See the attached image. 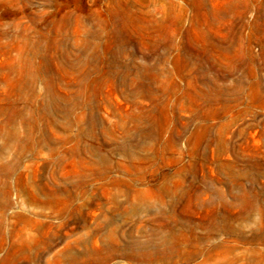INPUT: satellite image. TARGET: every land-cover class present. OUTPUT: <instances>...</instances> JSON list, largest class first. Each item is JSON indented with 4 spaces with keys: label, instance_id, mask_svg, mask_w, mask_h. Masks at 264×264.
Listing matches in <instances>:
<instances>
[{
    "label": "rangeland",
    "instance_id": "1",
    "mask_svg": "<svg viewBox=\"0 0 264 264\" xmlns=\"http://www.w3.org/2000/svg\"><path fill=\"white\" fill-rule=\"evenodd\" d=\"M0 31V264H264V0H0Z\"/></svg>",
    "mask_w": 264,
    "mask_h": 264
},
{
    "label": "bare ground",
    "instance_id": "2",
    "mask_svg": "<svg viewBox=\"0 0 264 264\" xmlns=\"http://www.w3.org/2000/svg\"><path fill=\"white\" fill-rule=\"evenodd\" d=\"M4 33H6V32H3V31H0V36L1 35H3ZM25 40V39H24ZM39 40V39H38ZM40 41H38V43H39ZM63 43V42H62ZM58 44V43H57ZM56 44V45H57ZM223 46V45H222ZM42 48V47H41ZM222 50H223V48H221ZM227 49V48H226ZM55 50V49H54ZM41 55V54H40ZM65 55V54H64ZM112 55V54H111ZM42 56H44V55H42ZM185 56V55H184ZM188 56H189V54H188ZM187 58H189V57H187ZM27 59V58H26ZM73 59V58H72ZM110 59H111V56H110ZM68 60V59H67ZM98 60V59H97ZM108 61H109V59H108ZM202 61V60H201ZM110 62V61H109ZM203 62V61H202ZM87 63V62H86ZM96 65V64H95ZM152 67V66H151ZM83 69V68H82ZM136 69V68H135ZM146 69V68H145ZM113 70V69H112ZM124 71V70H123ZM124 73V72H123ZM117 74V73H116ZM121 74V73H120ZM119 74V75H120ZM32 75V74H31ZM80 75L82 76L83 74H81L80 73ZM89 75V74H88ZM202 75V74H201ZM30 76V75H29ZM109 76V75H108ZM117 76V75H116ZM79 77V76H78ZM90 77V76H89ZM88 77V78H89ZM121 77H123V75L121 76ZM142 77V76H141ZM206 77V76H205ZM87 78V79H88ZM111 78V77H110ZM85 79V78H84ZM205 79V78H204ZM59 80V79H58ZM145 80V79H144ZM136 81V80H135ZM137 81H138V79H137ZM136 81V82H137ZM93 83V82H92ZM139 83V82H138ZM141 83V82H140ZM134 84V83H133ZM147 84V83H146ZM139 87V86H138ZM76 88V87H75ZM148 88V87H147ZM149 88H150V86H149ZM148 88V89H149ZM151 89V88H150ZM66 90V89H65ZM76 90V89H75ZM78 90V89H77ZM140 90V89H139ZM79 91V90H78ZM81 92V91H80ZM83 92V91H82ZM146 92V91H145ZM91 93V92H90ZM142 93V92H141ZM89 94V93H88ZM144 94H146V93H144ZM141 95V94H140ZM195 95V94H194ZM81 97H82V95H81ZM84 97V96H83ZM89 101V100H88ZM57 102V101H56ZM90 102V101H89ZM71 106V105H70ZM87 107V106H86ZM92 108V107H91ZM55 109H57V107L55 108ZM67 110V109H66ZM95 110H93V112H94ZM141 111V110H140ZM148 112V111H147ZM53 113H54V111H53ZM95 113V112H94ZM94 115V114H93ZM59 116V115H58ZM57 116V117H58ZM90 116H92V115H90ZM95 116H96V114H95ZM45 117H46V115H45ZM94 117V116H93ZM98 116H96V118H97ZM143 118H144V116H143ZM141 121H142V119H141ZM68 124V123H67ZM92 124H93V122H92ZM95 124V123H94ZM144 128V127H143ZM140 129H141V127H140ZM147 129V128H146ZM142 131V130H141ZM139 132V131H138ZM127 136V135H126ZM82 137H83V135H82ZM130 137V136H129ZM133 137V136H132ZM126 138H128V137H126ZM129 139H131V138H129ZM14 140V139H13ZM131 141V140H130ZM14 142V141H13ZM29 143V142H28ZM130 143V142H129ZM130 145V144H129ZM116 146V145H115ZM114 146V147H115ZM118 146V145H117ZM30 147V146H29ZM116 148V147H115ZM16 152V151H15ZM106 164H107V162H106ZM101 165V164H100ZM108 165V164H107ZM1 166V165H0ZM102 170V169H101ZM101 170H100V172H101ZM171 189H172V186H171ZM154 193V192H153ZM245 194H246V192H245ZM247 195V194H246ZM235 197V196H234ZM164 201V200H163ZM180 202V201H179ZM134 206H135V204H134ZM133 209V208H132ZM131 213V212H130ZM161 213V212H160ZM190 215V214H189ZM174 216V215H173ZM221 216V215H220ZM190 217V216H189ZM208 218H211V217H208ZM222 218V217H221ZM223 219V218H222ZM33 221V220H32ZM63 222V221H62ZM218 224V223H217ZM112 234V233H111ZM169 235V234H168ZM26 236V235H25ZM262 238V237H261ZM260 238V239H261ZM262 240V239H261ZM165 241V240H164ZM87 242V241H86ZM168 242V241H167ZM65 244H67V243H65ZM81 244V243H80ZM73 245V244H72ZM88 245V244H87ZM113 245V244H112ZM90 247H91V245H90ZM103 247H104V245H103ZM14 248V247H13ZM67 248V247H66ZM88 248V247H87ZM92 248V247H91ZM99 249V248H98ZM85 250V249H84ZM95 251H96V249H95ZM113 251V250H112ZM87 252V251H86ZM88 252H89V250H88ZM178 252V251H177ZM22 253L24 254V249H22ZM125 256H127V257H132L133 256V252L131 251V247L130 246H128L127 247V249L126 250H124L123 252H122ZM61 255V254H60ZM150 255V257H152V258H154V259H163L164 258V250L163 249H161V248H159V247H154V248H151V247H149V246H143V247H141V249H140V256L141 257H143V258H145L146 256H149ZM69 260L67 261V263L66 264H83L82 262H80L79 260H78V256H75V254L73 255H71L69 258H68ZM12 260H14L13 259V257H11L10 258V260H9V262L7 263V264H14V262L12 261ZM107 260H108V256L107 255H105V256H103V257H101V259H100V261H99V264H107ZM220 261V260H219Z\"/></svg>",
    "mask_w": 264,
    "mask_h": 264
}]
</instances>
